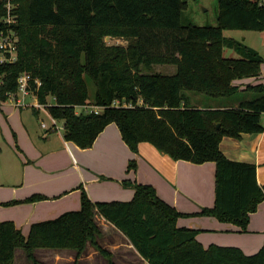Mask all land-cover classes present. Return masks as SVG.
<instances>
[{
	"label": "trees",
	"instance_id": "16d2710c",
	"mask_svg": "<svg viewBox=\"0 0 264 264\" xmlns=\"http://www.w3.org/2000/svg\"><path fill=\"white\" fill-rule=\"evenodd\" d=\"M19 7L18 59L0 65V103L18 90L29 73L38 102L63 122V138L91 148L110 124H116L133 152L150 143L175 161L216 164L215 204L203 215L246 230L250 214L264 201L257 167L229 160L224 137L264 132V85L247 87L255 98L227 109H200L188 92L226 98L233 83L257 77L263 57L226 31H264L261 0H219L216 26L184 25L186 0H16ZM4 9L0 4V16ZM131 40L127 47L107 46L104 38ZM231 50L236 56H228ZM176 66L174 75L150 70ZM87 79L94 85L90 95ZM118 101L119 106H113ZM92 105L99 114L77 112ZM127 105V107H124ZM220 127H217V125ZM136 162L129 164L136 169ZM131 201L93 202L83 191L81 209L33 223L25 236L12 221L0 222V264H14L15 251L39 264L37 249L73 250L76 261L88 244L114 264L98 242L99 217L117 228L148 264H264V246L255 255L236 247L205 249L197 230L178 227L184 214L162 200L150 185L135 184ZM47 197L34 195L26 202Z\"/></svg>",
	"mask_w": 264,
	"mask_h": 264
},
{
	"label": "crops",
	"instance_id": "0c3cea01",
	"mask_svg": "<svg viewBox=\"0 0 264 264\" xmlns=\"http://www.w3.org/2000/svg\"><path fill=\"white\" fill-rule=\"evenodd\" d=\"M261 3L264 5V0ZM242 34L243 42L264 59V31H245ZM226 36L236 39L230 34ZM233 84L239 88L238 92H245L249 86L264 85V63L259 76L236 80ZM240 102L193 105L200 109H227L238 107ZM46 130L48 133L37 147H33L29 156L34 165L26 169L28 188L20 196L21 199L33 194L47 197L27 207L29 230L36 223L34 218L39 210L45 212L41 216L37 214L39 217L79 211L83 191L93 202H128L135 194L133 185L142 184L153 186L162 200L185 215L178 219V227L197 230L196 240L205 249L211 245L236 247L246 255H255L264 246V201L256 212L250 214L246 230L202 214L204 209H211L215 204L214 162L197 165L175 161L146 142L140 143L137 152H133L124 142L116 124L108 125L88 149L65 141L63 135L56 134L53 128ZM220 149L231 161L256 165L258 183L264 186V132L243 134L240 139L224 137ZM132 161L136 162V169L129 168ZM97 219L104 225L103 229L112 232L115 238H122L130 254L139 258L142 264H148L117 228L104 219ZM14 222L21 231L25 228H20L21 222ZM20 250L15 251V258ZM52 251L53 256L55 252L63 253ZM24 256L27 264H30L25 253Z\"/></svg>",
	"mask_w": 264,
	"mask_h": 264
},
{
	"label": "rangeland",
	"instance_id": "374dc122",
	"mask_svg": "<svg viewBox=\"0 0 264 264\" xmlns=\"http://www.w3.org/2000/svg\"><path fill=\"white\" fill-rule=\"evenodd\" d=\"M189 4L188 9L184 12L182 23L184 25L192 23L198 26H216L217 17L219 11V0H186ZM243 32L240 30L226 31V35H231L243 42ZM104 42L107 46H119L127 47L131 40L119 37L107 36L104 38ZM228 56H236L231 50L227 52ZM176 66L173 65H154L149 71L143 70V72H157L166 75H174L176 73ZM90 95L93 96L95 89L93 83L87 79ZM188 95L193 104L201 103L204 106L213 105L215 103H234L236 101H243L246 99L255 98V94L250 92H237L226 98H210L203 94L188 92ZM23 98L22 95L19 96ZM27 107H19L13 100H8L5 103H0V221H12L21 222L22 233L29 234L28 229V216L27 210L31 204L36 202H26L30 197L39 194L29 195L24 199L20 196L28 188L26 184V169L29 166L34 165V161L29 157L33 147H37L44 136H46L47 130L53 127L52 119L49 113L44 109H38L32 107L34 103L33 96L26 98ZM224 101V102H222ZM77 112H84L83 108H77ZM43 124L47 125V128L43 127ZM58 127H63L62 121H57ZM56 134L63 135V130L54 129ZM53 133V132H52ZM52 135V134H50ZM38 150V149H37ZM41 202V201H40ZM81 207L77 210H80ZM37 214H44L40 212ZM74 211V210H72ZM36 214L34 221H46L59 217V215H48L46 217H39ZM100 221V220H99ZM98 219L96 222L102 229V235L99 237L98 242L102 248L113 255L114 264H142L139 258H135L125 248L126 243L122 238H115L109 230L103 229L104 225H101ZM16 225V224H15ZM111 227V226H110ZM105 230V231H104ZM110 233V234H109ZM118 245L119 248H118ZM122 245V246H121ZM113 248L115 250H113ZM54 249H40L36 252L39 264H72L76 259V252L73 250H59L62 252H55ZM15 258V262L18 264H27L25 256L22 250ZM82 258L80 261L79 259ZM78 262L80 264H108V260L97 251L94 247L88 244L85 252L80 256ZM30 264H32L30 262Z\"/></svg>",
	"mask_w": 264,
	"mask_h": 264
},
{
	"label": "built area",
	"instance_id": "2783aa9c",
	"mask_svg": "<svg viewBox=\"0 0 264 264\" xmlns=\"http://www.w3.org/2000/svg\"><path fill=\"white\" fill-rule=\"evenodd\" d=\"M0 4L4 9V15L0 16V65L3 64H13L18 59V34L15 29V26L19 23V17L17 14L18 3L16 0H0ZM34 82L38 86L40 85V81L37 79H33L29 73H23L18 78V90L16 93H13L9 96L10 100L16 102V105L19 107H27L29 104L26 103V98L29 96H33L34 103H32V107L41 109H47L48 105H42L38 102V99L34 95V92L31 90V82ZM22 95L23 98L20 99L19 96ZM120 103L115 101L113 106H119ZM127 107V105H124ZM80 108L85 110V113H95L99 114L102 111V108L92 105H85ZM47 111V110H46ZM53 129L63 130V127H58L57 120L52 118ZM43 127L47 128V125L43 124Z\"/></svg>",
	"mask_w": 264,
	"mask_h": 264
},
{
	"label": "water",
	"instance_id": "95a60500",
	"mask_svg": "<svg viewBox=\"0 0 264 264\" xmlns=\"http://www.w3.org/2000/svg\"><path fill=\"white\" fill-rule=\"evenodd\" d=\"M217 127H220V125L218 124Z\"/></svg>",
	"mask_w": 264,
	"mask_h": 264
}]
</instances>
